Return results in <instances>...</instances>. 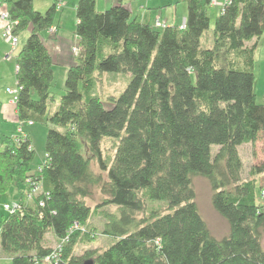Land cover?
<instances>
[{
  "label": "trees",
  "instance_id": "trees-1",
  "mask_svg": "<svg viewBox=\"0 0 264 264\" xmlns=\"http://www.w3.org/2000/svg\"><path fill=\"white\" fill-rule=\"evenodd\" d=\"M124 1L97 11L95 0H77L80 52L56 101L53 60L41 33L53 28L61 0L44 12L34 0H0L17 21L15 34L29 31L15 57L17 117L47 127L44 162L34 171L31 141L0 133V194L14 184L10 203L19 207L11 215L2 210L0 253L8 264H42L51 234L57 242L68 239L60 264H264V187L242 181L237 152L264 140V100H256L253 72L264 0H229L205 48L200 39L212 0H179L186 8L183 31L154 28ZM106 73L130 75L107 103L93 91L96 75ZM103 139L116 142L110 160L103 158ZM250 174H264V162ZM32 177L41 187L28 201L23 193ZM194 177L207 180L212 208L228 224L222 239L211 236L197 210ZM96 189L102 200L95 211L114 208L103 214L101 232L111 244L76 255L80 244L95 240L86 200ZM148 201L164 202L163 211Z\"/></svg>",
  "mask_w": 264,
  "mask_h": 264
},
{
  "label": "rangeland",
  "instance_id": "rangeland-1",
  "mask_svg": "<svg viewBox=\"0 0 264 264\" xmlns=\"http://www.w3.org/2000/svg\"><path fill=\"white\" fill-rule=\"evenodd\" d=\"M39 0H34V3L40 4L37 2ZM149 0H145V3H147ZM109 3L114 4L115 0L109 1ZM153 3L156 7L163 8H170L171 6H174L177 8V15L182 16L183 13L186 12L185 3L184 1L179 2L178 0H153ZM138 9V8H137ZM46 9H43L44 12ZM135 10V9H134ZM131 9V15H136V10L134 11ZM173 11V8L169 9L168 11L164 12L165 17H169L171 12ZM161 12V11H160ZM161 13H158L157 16H160ZM219 14V9L216 7H210L208 16L210 18V25L209 29L206 31V33L201 37L200 39V45L202 48H205L206 46H210V43L212 42V25L214 23L215 17ZM178 18V19H179ZM53 31L50 32L48 29L49 34H53L55 32V28H52ZM72 42L74 44L69 45V49H66L64 45L62 48H58L57 50H52L51 48L47 47L48 52L52 54L51 56L53 59H55V63L57 65V69H60L62 66V59H69L71 58L74 60L72 64L77 63L78 54H74L73 48L74 46H77V42L75 41V38H72ZM76 42V43H75ZM46 48V47H45ZM264 52V51H263ZM264 53H262V56L258 60L255 61L253 66V72H254V78H255V95L256 100L258 103H261L264 100ZM62 58V59H60ZM3 63V62H2ZM5 64H12V61H9V63ZM62 73L59 75V78L55 79L54 86L51 87V93L54 95L55 100L58 101L61 95L63 94V88L64 84L61 79ZM96 83L93 88L94 95L99 97V99L102 102H106L109 98H116L123 90V88L127 85V83L130 80V75L126 74H109L106 73V75H96ZM14 80H7L5 82L0 81V133H9V134H16V117L14 115V108L15 106L10 104V95H8L5 90L8 88H14L15 87ZM51 102L50 105H48V114H51L56 107L57 102ZM107 103V102H106ZM34 126L25 128V131L29 135V139H31V146L32 149L35 151V157L34 162L32 164V171H34L38 165H42L44 162L45 157V150H44V143H45V136L47 133V127L44 126L42 122H37L33 124ZM18 129L22 128L21 125L18 124ZM23 129V128H22ZM18 133V132H17ZM16 137V135H14ZM26 136V135H25ZM27 138V136H26ZM101 152L103 155V158L106 160H110L113 156L115 149H116V142L111 139H103L101 144ZM218 150L217 147L212 146L211 147V155L214 156L216 154V151ZM237 152L240 158V161L242 163V169L240 172L242 181L246 180H254L256 185H259L260 187H264V174L257 175V177H252L250 174V170L253 167H257V165H260L264 162V140L261 136L257 138L256 143L254 144H245L237 148ZM91 170L95 175L101 174L102 178H105V174L100 173V170H98L97 165L95 162L91 163L90 166ZM11 188L7 194H0V216L4 214L2 212L1 205L4 203H10L15 196L14 191L16 186L14 184H11ZM192 188L194 189L195 194V203L197 205V210H199V214L203 221H205L208 231L210 232L211 236L214 239H222L223 237H226L228 232V224L223 220L215 210H213L211 205V196H212V190L211 187H209V184L207 180L203 177H194L192 179ZM94 196L90 198L89 200H86V203L91 206V209L93 210V213L91 214L90 218V226H93V231H95V240L91 242V244H80L77 247L76 255L82 254L86 250L91 249H99L103 250L108 245L111 244V241L109 238L103 236L101 234L105 218L103 214H106V212H113L114 208L112 207H101L100 209H97L100 207V201L102 200L101 192H99L97 189L94 190ZM149 207L154 211H163L165 203L161 201L152 202L148 201ZM46 240V246L48 248H54L57 244L56 239L52 237L51 234H47L45 237ZM262 244L264 247V235L262 238ZM8 256L2 255L0 253V264H8L9 259H7ZM3 260V261H2Z\"/></svg>",
  "mask_w": 264,
  "mask_h": 264
},
{
  "label": "crops",
  "instance_id": "crops-1",
  "mask_svg": "<svg viewBox=\"0 0 264 264\" xmlns=\"http://www.w3.org/2000/svg\"><path fill=\"white\" fill-rule=\"evenodd\" d=\"M95 1H96L97 11H103L104 9L114 5V4L107 2L106 0H95ZM116 1L117 0H115V2ZM217 1L222 2L223 0H217ZM37 2H39L40 4L34 3V9L39 12L43 11V9L47 10V8L53 4L52 0H39ZM61 2L62 3L58 5V10L55 13L56 19H55L54 26H53V28L56 29L55 32L53 34H49L48 31H44L41 33V37L43 38L45 47L46 48L49 47L54 51L57 50L58 48L59 49L62 48L63 45L66 49H69V45L71 46V44H74L72 42V38H75V41L77 42L76 35H74V29L76 26L74 10H75L77 0H61ZM123 6L127 8L128 10H130V12H131V9L132 10L135 9L136 15H133V16L138 15V18H140L141 21L150 22L151 24H153V22L155 21V18H159L160 20L166 23L167 27L179 26L183 22L186 16V12H185L179 18V16L177 15V8L174 6H171L170 8H163V9L160 6L156 7L153 3V0H149L147 3H145V0H125L123 3ZM171 8H173V11L171 12L170 16L166 18L164 15V12L168 11ZM3 9H4V6H1L0 13L2 12ZM158 13H161L160 16H157ZM1 31H2V27H1V21H0V81L5 82L7 80H11L12 82V80H14V82H16L15 57L20 52L22 46L25 44L26 39L28 38L27 36L29 34V31L25 30L18 34L19 43L14 53L11 51V49L6 44L4 39H2ZM263 51H264V33L262 34L261 39L257 45L255 56H254V61L258 60L260 56H262V53H264ZM51 55L52 54L50 53V56ZM51 59L53 60L52 70H54V81L57 77L59 78V75L61 73H62L61 79L59 80L63 81L66 75V72L68 70L67 68L72 65V62H74V60L72 58L71 60L70 58L68 60L60 58L62 59L61 60L62 67L60 69H57V67H55L57 65V63H55V59H53L52 56H51ZM9 61H12V64H5V63H9ZM63 84H64V81H63ZM14 115L17 121L16 127H15L16 134L15 133L14 134L2 133V134L6 136L8 135L10 137H14V135L17 136V132H18L17 127L19 124V119L17 117L15 108H14ZM32 126L34 125L25 124L22 126L23 133L27 136V139H29V135L25 131L24 127L29 128ZM29 141H31V139H29Z\"/></svg>",
  "mask_w": 264,
  "mask_h": 264
},
{
  "label": "built area",
  "instance_id": "built-area-1",
  "mask_svg": "<svg viewBox=\"0 0 264 264\" xmlns=\"http://www.w3.org/2000/svg\"><path fill=\"white\" fill-rule=\"evenodd\" d=\"M107 2L109 1H113V0H106ZM62 2L59 3V5ZM229 3V0H223L222 2H219L217 0H212L210 2V7H214V8H218L219 12H223L225 10V8L227 7V4ZM0 21H1V27H2V31H1V37L2 39H4V41L6 42V44L9 46V48L11 49V51L14 53L18 43H19V38L18 36L15 34L14 29H15V25L17 24V21H12L10 16L8 15L7 10L4 9L2 10V12L0 13ZM185 21L186 19L183 20V22L178 26V30L179 31H183V29L185 28ZM153 27L156 29H160V28H165L167 27L166 23L163 22L162 20H160L159 18H155V21L153 22ZM50 32L53 31L52 28L49 29ZM74 54H79L80 52V48L74 46L73 48ZM17 66L15 65V72H16ZM18 91H19V87L17 86V83L15 85L14 88H8L5 90V92L10 95V104L14 105L17 102V97H18ZM31 125L32 122H19V125L23 126V125ZM15 139H17L18 141L20 140H26V136L23 133V129L20 128L18 129V133L17 136L15 137ZM40 173V170L38 168L37 170ZM34 178H27L26 180V184H28V186L26 187L25 191H24V196H26V198L28 199V201H30V198H32V195L34 196L35 194L40 192V183H36L34 182ZM2 210L6 213L11 215V213H13L16 209H19L18 205H16L14 202H11L10 204L8 203H4L1 205ZM75 228H77V226H74ZM74 228V229H75ZM73 230V229H72ZM68 241L67 237L63 238L62 240H60L59 242H57V244L55 245L54 248H52L51 252L46 255V257H44L42 259V264H60V255L62 253V246Z\"/></svg>",
  "mask_w": 264,
  "mask_h": 264
}]
</instances>
